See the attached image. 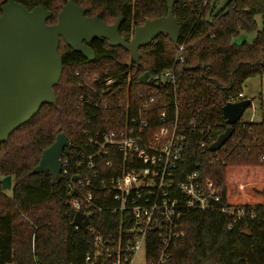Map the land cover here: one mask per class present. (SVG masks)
Wrapping results in <instances>:
<instances>
[{
  "label": "trees",
  "instance_id": "1",
  "mask_svg": "<svg viewBox=\"0 0 264 264\" xmlns=\"http://www.w3.org/2000/svg\"><path fill=\"white\" fill-rule=\"evenodd\" d=\"M7 0H0V6ZM27 9L42 5L51 12L47 24L57 22V14L67 0H14ZM86 16L98 15L106 24L121 17L119 33L129 41L135 27L167 13L166 0H73ZM176 0L173 16L179 24L178 47L161 34L138 48L139 65L122 47H111L104 38L89 46L95 59L84 57L60 41L58 54L62 74L53 88L56 104H42L38 112L14 130L0 144V180L11 176V195L0 183V264H83L92 248L88 233L72 226L74 211L68 203V177L48 172L29 174L59 133L75 146L82 142L84 128L95 129L100 120L85 115L75 104L80 94L75 72L83 76L129 73L132 89L146 95L157 92L139 82L144 72L156 74L173 69L182 115L200 126L188 136L191 147L186 171L198 170L202 179H212L222 187L224 206L253 211L255 219L234 220L215 211L190 210L182 227L184 235L170 250L169 264H264V120L240 121L227 150L219 161L212 153L197 149L202 126H209L212 140L225 128L221 109L230 97L242 93L245 80L264 72V31H258L251 44H234L240 32L256 29L255 16L264 19V0ZM167 89L164 88L165 93ZM162 100V99H160ZM165 101V99H164ZM167 111H173L172 105ZM115 218L102 215L99 221L106 233L107 223Z\"/></svg>",
  "mask_w": 264,
  "mask_h": 264
},
{
  "label": "built area",
  "instance_id": "2",
  "mask_svg": "<svg viewBox=\"0 0 264 264\" xmlns=\"http://www.w3.org/2000/svg\"><path fill=\"white\" fill-rule=\"evenodd\" d=\"M75 76L80 90L76 108L100 120L95 129L82 130L78 147L67 139L59 158L60 173L68 177V203L74 214L86 217L84 232L92 238L83 264H169L170 250L184 235L182 222L190 210L215 211L236 221L256 218L243 207L222 205L221 186L202 179L198 170L184 169L191 147L187 134L200 126L182 115L173 69L150 74L151 84L139 81L157 89L152 95L132 89L128 72L83 76L76 71ZM242 98L239 93L228 102ZM233 133L218 150L209 151L215 140L209 126H202L196 148H207L211 161H219L230 139L239 145ZM259 159L264 160V151ZM102 215L115 218L107 223L105 234L95 221Z\"/></svg>",
  "mask_w": 264,
  "mask_h": 264
},
{
  "label": "water",
  "instance_id": "3",
  "mask_svg": "<svg viewBox=\"0 0 264 264\" xmlns=\"http://www.w3.org/2000/svg\"><path fill=\"white\" fill-rule=\"evenodd\" d=\"M175 1L166 0V15L148 19L135 27L129 41L119 33L121 17L106 24L98 15L86 16L84 8L73 0H67L61 7L55 24L46 23L51 12L42 5L29 10L14 0L3 3L0 6V144L28 122L42 104H56L53 88L62 74V60L58 54L60 41L80 53L86 61H92L95 52L89 42L104 38L109 46L128 51L133 62L139 65L138 48L148 45L161 34L167 35L179 49V24L172 13ZM138 80L147 84L153 82L149 72H144ZM251 101L252 98H242L222 107V117L228 126L210 144L209 151L218 150L230 138ZM66 140V135L59 133L29 174L48 172L52 178H57L61 171L59 158ZM0 183L2 190H11V176L3 177ZM87 223L83 214H74L72 224L78 225L83 232Z\"/></svg>",
  "mask_w": 264,
  "mask_h": 264
},
{
  "label": "rangeland",
  "instance_id": "4",
  "mask_svg": "<svg viewBox=\"0 0 264 264\" xmlns=\"http://www.w3.org/2000/svg\"><path fill=\"white\" fill-rule=\"evenodd\" d=\"M226 0H222L224 3ZM256 29L252 32H240V34L232 39L234 44H241L243 42L251 44L258 31H264V19L261 15L255 16ZM131 57L130 54L127 58ZM243 98H252L251 105L245 109L240 121L258 122L264 120V72L261 75H256L248 78L242 85ZM13 184V182H12ZM11 195V191H7Z\"/></svg>",
  "mask_w": 264,
  "mask_h": 264
}]
</instances>
